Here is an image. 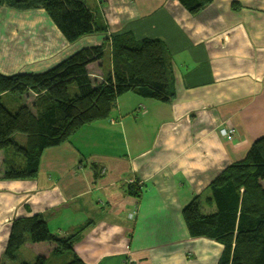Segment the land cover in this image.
I'll use <instances>...</instances> for the list:
<instances>
[{
  "label": "crops",
  "instance_id": "obj_1",
  "mask_svg": "<svg viewBox=\"0 0 264 264\" xmlns=\"http://www.w3.org/2000/svg\"><path fill=\"white\" fill-rule=\"evenodd\" d=\"M86 5L109 33L74 43L45 10L2 8L0 73L41 74L86 48L104 46L108 56L111 35L129 32L166 46L175 98L122 95L110 119L44 151L36 179H0V264H35L38 255L45 264L74 255L85 264H217L222 245L193 239L183 209L264 137V0H214L197 16L177 0ZM99 67V77L111 70ZM35 215L59 238L88 227L72 250L25 245L8 261L13 222Z\"/></svg>",
  "mask_w": 264,
  "mask_h": 264
},
{
  "label": "trees",
  "instance_id": "obj_2",
  "mask_svg": "<svg viewBox=\"0 0 264 264\" xmlns=\"http://www.w3.org/2000/svg\"><path fill=\"white\" fill-rule=\"evenodd\" d=\"M177 1L197 16L214 0ZM4 7L45 10L69 43L109 33L86 0H0V11ZM105 56L104 46L86 48L41 74L0 73V179H36L44 151L70 142L86 125L110 119L122 95L162 103L175 98L172 57L160 40H138L129 32L111 35L112 68L104 77H93L90 67L98 64L99 71ZM6 94L19 95L25 103L18 111H9L3 104ZM18 135L22 143L14 140ZM8 151L22 160L20 164L8 157ZM132 189L128 188L129 194L139 198L141 189ZM183 216L193 239L222 245L217 264H264V137L253 143L244 160L228 166L211 182L207 196L193 199ZM87 227L59 238L42 215L16 219L5 257L16 260L25 245L55 244L56 252L72 250ZM45 262L46 257L38 255L35 264ZM67 264L85 263L74 255Z\"/></svg>",
  "mask_w": 264,
  "mask_h": 264
},
{
  "label": "rangeland",
  "instance_id": "obj_3",
  "mask_svg": "<svg viewBox=\"0 0 264 264\" xmlns=\"http://www.w3.org/2000/svg\"><path fill=\"white\" fill-rule=\"evenodd\" d=\"M43 10V9H42ZM20 12H23V11H20ZM109 57V58H108ZM104 60H105V63L104 64H106V67L108 66V64H109V66L112 68V58H111V46H110V51H109V55L107 56H105V58H104ZM98 65L97 64H95V66L94 67H96V70H95V68L93 67H90L91 68V70H93V72H94V77L96 78V77H99V75L97 74V67ZM99 73V72H98ZM3 97V104H4V106L9 110V111H12V112H16V111H18V109L25 103L24 102V100H23V98H20V96L19 95H15V94H6V95H3L2 96ZM33 95H32V99H33ZM30 104V103H29ZM17 143H22V141H23V139H22V137L20 136V135H18V136H16V138L14 139ZM10 156V158L11 159H13V160H15V161H17L19 164H20V162L22 161L21 159H19L18 157H16L13 153H12V151H8V157ZM49 262H51V261H49ZM47 264H49V263H47Z\"/></svg>",
  "mask_w": 264,
  "mask_h": 264
},
{
  "label": "built area",
  "instance_id": "obj_4",
  "mask_svg": "<svg viewBox=\"0 0 264 264\" xmlns=\"http://www.w3.org/2000/svg\"><path fill=\"white\" fill-rule=\"evenodd\" d=\"M220 133H221L222 136H224V137H228V138L231 139L233 131H231V130H227V129H221V130H220ZM138 184H139V183H138Z\"/></svg>",
  "mask_w": 264,
  "mask_h": 264
}]
</instances>
